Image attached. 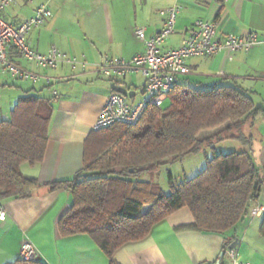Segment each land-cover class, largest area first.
I'll return each instance as SVG.
<instances>
[{"label":"crops","instance_id":"crops-1","mask_svg":"<svg viewBox=\"0 0 264 264\" xmlns=\"http://www.w3.org/2000/svg\"><path fill=\"white\" fill-rule=\"evenodd\" d=\"M42 5L48 6L53 17L31 34L32 49L47 54L56 48L81 63L42 70L18 59L28 69L52 77L55 85L50 87L30 83L29 87L15 88L13 82L18 81L0 73V122L11 120L18 101L28 95L39 97L53 110L43 162L21 168L24 177L37 180L40 187L29 199L0 201L7 214L0 224V264L19 260L25 240L33 243L37 260L45 264H217L226 244L231 243L229 249L236 242L240 263L264 264L260 234L263 216L249 217L237 231L223 236L184 229L194 222L187 208L155 225L145 238L122 245L108 257L87 235L60 236L58 224L68 211L71 192L51 191L47 186L82 172L87 140L117 88L131 92L128 98L132 105L141 101L146 84L142 75L109 79L100 66L107 57L131 61L143 54L145 43L137 38L136 30L146 28L148 38L160 33L165 24L161 11L168 7L181 5L182 12L176 34L165 42V50L179 48L199 19L217 23L220 37L258 36L256 46L236 53L227 63L224 54L188 61L191 73L179 85L196 89L236 85L262 109L264 100L258 105L255 99L258 92L264 94V0H16L4 16L19 26L35 16ZM258 157L264 165V147ZM258 205L264 203L259 201L252 208ZM222 264L232 262L224 255Z\"/></svg>","mask_w":264,"mask_h":264},{"label":"trees","instance_id":"trees-1","mask_svg":"<svg viewBox=\"0 0 264 264\" xmlns=\"http://www.w3.org/2000/svg\"><path fill=\"white\" fill-rule=\"evenodd\" d=\"M164 105L162 110L149 107L135 127L117 124L93 130L82 172L47 184L51 191L71 192L68 211L58 224L61 237L87 235L111 257L184 208L194 218L184 229L207 234L234 233L250 217L264 185L250 153L214 151L206 169L181 184L169 174L170 194L138 178L212 148L214 141L245 143L242 128L262 109L236 85H177ZM52 113L39 97L28 95L18 101L11 120L0 122V201L29 199L40 187L37 180L24 177L21 168L43 162ZM260 234L264 239V215ZM11 264L45 263L19 259Z\"/></svg>","mask_w":264,"mask_h":264},{"label":"built area","instance_id":"built-area-1","mask_svg":"<svg viewBox=\"0 0 264 264\" xmlns=\"http://www.w3.org/2000/svg\"><path fill=\"white\" fill-rule=\"evenodd\" d=\"M15 2L16 0H0V73L21 82L54 86L55 80L52 77L28 69L19 64L18 59L42 70H56L62 64L75 66L80 64L81 60L68 58L56 48L51 49L47 54L34 51L29 42L31 34L34 30L43 27L53 14L48 6L42 5L37 9L35 16L19 26H14L6 20L4 14ZM181 12V5L171 6L161 11V15L165 17L164 28L153 37H147L146 28L136 30L137 38L145 43L146 50L143 54L131 61L122 58H105L100 71L106 78L122 80L130 75L140 74L146 79V84L143 98L135 105L130 103L128 97L113 93L107 99L94 124V131L104 130L117 124L135 127L149 107L162 110L168 94L179 85L183 77L191 73L188 61L224 54V61L227 63L236 53L247 52L258 44L256 34H252L247 39L228 35L220 37L217 23L199 19L179 48L165 50V42L176 34V23ZM263 215L264 206L262 205L250 211V218ZM6 217V211L0 203V224L6 220ZM224 253L232 264H251L240 263L239 253L235 248H226ZM19 259L38 261L37 249L29 240L21 244Z\"/></svg>","mask_w":264,"mask_h":264},{"label":"rangeland","instance_id":"rangeland-1","mask_svg":"<svg viewBox=\"0 0 264 264\" xmlns=\"http://www.w3.org/2000/svg\"><path fill=\"white\" fill-rule=\"evenodd\" d=\"M14 87H29L30 83L27 82H13ZM13 87V88H14ZM259 96L256 97L255 102L259 105L263 104L264 94L258 92ZM170 102V99L167 101V104ZM263 106V105H261ZM163 107H166L164 105ZM262 114L256 119L255 122H250L246 124L241 133L246 138L244 143L242 140H224V141H214L213 147L206 146L201 153L196 155L189 156L185 159L170 162L165 166L160 167L144 177H139L138 180L147 179L151 183H156L160 186L162 191L166 194H170V183H169V174L172 175L174 182L176 184L184 183L185 181L191 180L200 174L204 169H206L208 161L212 159L213 154H227L231 152H250L252 151V157L256 162V165L260 169V178L264 179V165L260 164V159L258 153L260 149L264 147V106L262 107ZM214 149V150H213ZM215 151V152H214ZM260 201L264 203V185L262 188Z\"/></svg>","mask_w":264,"mask_h":264},{"label":"water","instance_id":"water-1","mask_svg":"<svg viewBox=\"0 0 264 264\" xmlns=\"http://www.w3.org/2000/svg\"><path fill=\"white\" fill-rule=\"evenodd\" d=\"M116 91H117V93H119V94H121V95H123V96H125V97H130V96H131V92H129V91H128L127 89H125V88H117ZM236 243H237V242H236ZM236 243H235L233 246H231L230 248H231V249H232V248H235ZM223 259H224V255L221 256V258H220V260H219V262H218L217 264H222Z\"/></svg>","mask_w":264,"mask_h":264}]
</instances>
